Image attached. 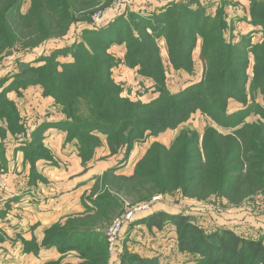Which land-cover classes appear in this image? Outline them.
Masks as SVG:
<instances>
[{
    "label": "trees",
    "instance_id": "1",
    "mask_svg": "<svg viewBox=\"0 0 264 264\" xmlns=\"http://www.w3.org/2000/svg\"><path fill=\"white\" fill-rule=\"evenodd\" d=\"M114 1L30 0L29 9L22 14L25 0H0V64L18 45L25 52L46 50L52 43L67 39L73 28L91 24L94 14H103ZM184 4L177 1L144 19L146 28H152L153 33L135 31L140 34L137 37L130 31L128 41L115 38L112 30L122 27L125 22L122 15L100 28L88 26L84 36L90 39L85 41L86 45L80 43L76 47L79 55L76 53L73 62H60L57 55L64 50L53 49L51 55L42 57L45 64L21 66L12 84L0 93V120L12 133L20 132L23 128L21 118L15 102L8 98V92L39 84L46 96L53 97L58 105L65 108L63 111L70 121L64 120L60 126L68 131L70 140L78 141L82 157L89 160L104 137L112 153L117 152L128 135L132 137L138 133L141 126L157 134L168 128H177L200 111L212 118L213 125L223 127L228 132L220 131L215 125L206 127L203 136L196 130L187 129L169 147L153 144L130 178L148 184V199L141 198L140 201L151 203L150 197L154 194H166L179 188L187 196L192 185L223 198L232 191L243 189L241 185L244 181L247 194H251L257 182L264 184V104L254 101L250 105L247 103V97L255 93H261L264 99V39L251 44L245 38L242 49L228 45L219 35L225 25L223 18L210 23L212 17L208 16L206 7L192 9L187 3ZM254 4L253 10L259 2ZM252 20V24L264 26V19L253 16ZM200 37L203 39L202 57L206 60V66L199 83L178 94L169 95L167 92L148 105L135 103L130 108L124 106L123 102L127 100L121 97L122 88L112 76L115 66V58L110 54L112 45L126 43L128 64H148L144 70L149 77L157 79L162 91L166 90L165 70L158 39L167 40L170 61L177 70H181L191 69V56ZM247 45L250 46L249 50ZM213 48L215 51L209 54ZM249 53L255 58L251 73L244 69L248 68V64L245 66L243 63ZM140 56H146L147 62L136 59ZM231 98L247 103L240 116L253 112L259 115V120L254 123L243 120L241 127L229 124L237 116L227 112ZM38 134L33 136L28 146L35 145ZM31 152L29 154H33L34 150ZM243 176L245 180L242 181ZM103 199H98V203L101 204L100 200ZM135 216L127 229L135 223ZM142 221H146L150 227L159 228H163L166 221L173 223L167 225V230H172V227L178 229L182 250L185 248L184 234H190L187 232L192 228V232L196 231L199 236V243H209L213 251L228 255L229 259L238 258L236 263L229 260L222 264H243L247 257L248 264H264L262 241L247 239L231 229L204 233L200 227L191 226L185 216L165 211L149 214ZM58 249L62 253L69 250L64 246ZM205 256L203 254V258ZM88 260L82 264H87ZM100 261L99 257H95L91 262L99 264ZM130 261L140 263L142 259L130 255L125 256L122 263Z\"/></svg>",
    "mask_w": 264,
    "mask_h": 264
},
{
    "label": "rangeland",
    "instance_id": "2",
    "mask_svg": "<svg viewBox=\"0 0 264 264\" xmlns=\"http://www.w3.org/2000/svg\"><path fill=\"white\" fill-rule=\"evenodd\" d=\"M166 1L168 0H129L127 3H121L119 0H115L113 5L109 6L101 16L99 15L101 17L100 24H97L94 27H103L105 24L107 25L109 22H113L119 16L123 15L125 16V22L122 24V27H116L112 30L114 31L115 38H123L124 41H128L130 31L134 32L135 36L140 35L135 31H138L139 33L140 31L146 30L147 33H153L152 28H146L143 21L146 18L148 19V17H150L153 13L159 12L166 8ZM177 1H183L185 4L187 3L186 5L190 6L192 9H197L199 6L202 8L211 6V9L208 10L209 12H207L209 14L208 16L212 17L210 23H212L214 20L219 21L223 18L222 20L225 21V25L223 26V30L219 35L222 41L228 45L236 48L238 46L242 49V44L244 43L245 38L248 39L251 44L262 42L264 39V26L252 24L253 16L262 20L264 19V8L261 7L264 6V0H172L170 4H174ZM256 2H259V4L257 8L254 9V11L253 6ZM97 16L98 12L94 14V17ZM87 24H85V26L73 28L72 31H70L67 39L57 43H52L48 46L53 48L54 51L64 50V52H60L57 55V59L60 62H73L76 53H78L76 51V47H78L80 43L85 45L87 44L85 41L89 36H84V31L87 29L88 25L93 26L92 23L88 25ZM202 44L203 39L200 37L191 56V69L182 68L181 70H177V67L170 61L167 40L165 38L158 39L157 45L159 47V54L161 56L165 70L166 90L162 91H160V85L158 84L157 79L149 77L148 72L144 70L148 68V64H145L144 66L139 63H137L136 66H131L128 64L127 54L129 52L126 43H115L112 45L110 47V54L115 58V66L112 68V76L114 78V82L122 88L121 97L127 100V102H123L124 106L130 108L134 106L135 103L140 105H148V103L157 100L158 97L166 95L167 92L169 95L178 94L183 89L193 84L199 83L203 78L206 66V60L204 57H202ZM17 47L18 48H15L16 50H12V54L4 59L5 61H2L0 64V93L3 91V88L5 89L12 84L16 73L22 68H25L26 65L28 66L31 64L32 66L37 67V65L45 64V61L42 58L45 55H42V52L37 50L25 52L23 49H21L20 45ZM247 47L248 45L246 48ZM247 49L249 50L250 46ZM214 51L215 48L210 50L209 54H212ZM48 54L51 55V53ZM136 59L143 63L147 62L146 56H140ZM39 60L42 61L40 62ZM22 63L24 64L21 65ZM243 63L245 66L248 64V68L244 69H247V72L251 73L255 63L254 56L251 53L247 54ZM20 89L25 88L19 87L18 90ZM32 94L34 97L37 95L36 91H34ZM247 98V103H249V105L253 101L264 104V99L261 93H255V95L251 94ZM36 100L37 98L34 99V101ZM230 102H233L231 103L232 112L229 111ZM55 103L57 110L61 113L59 116H64L65 120L70 121L67 118L68 116L63 111L65 108H63L61 105H58L56 100ZM247 103L244 104L238 99L234 98L228 100L227 112L237 115L235 118L230 120L229 124L234 126L236 124V127H241L243 125V120L245 123H254L259 120V115H255L253 112H249L248 115L246 114L247 116H240L242 112H244ZM35 106L38 107L36 110H38L39 113H43L44 105L41 104V102H38ZM26 111L29 110L25 109L23 113H26ZM48 111L51 112L54 119L58 116L57 111L53 106H51L50 110ZM24 116L25 115H23V117ZM28 117L29 115L24 117V121L26 123ZM212 123L213 120L210 118V116H208V114H203L200 111H197L196 113L192 114L188 121L181 123L177 128H168L157 134H152L149 132L147 127L141 126L138 128V133L132 137L128 135V132H126L128 137L125 139L124 144H122L117 152L113 153L107 143L106 138L104 139L112 154L117 153L120 154V157L123 156L124 158H129L131 162H129V166L130 168H132L133 165L135 166V173L138 163L145 157V155H147L149 148H151L153 144L157 143L169 147L184 130H196L203 136L206 127L215 125L220 131L228 132L225 131L223 127H219L216 124L213 125ZM20 124L22 125L21 121ZM3 125L4 124H0V134L4 136L5 130ZM35 125L36 122H33L32 126ZM3 141L4 138L0 136V161H2V163L4 162L3 153L5 150ZM24 142H27L25 138ZM102 143L103 142L101 141L100 145H102ZM40 148L41 146H37L36 150L40 151ZM0 171L4 175L3 168H0ZM244 175H246V172H244ZM117 179L118 178H113V176L110 174L106 175L105 173L103 178L100 177L98 179L94 185V188H92L93 190H91L89 194L90 198L94 197L95 195H97V198L100 197L99 199L104 198L103 200H100L101 204L99 205L97 211H95L94 216L91 218L93 222L102 224L101 226L103 227L98 226V228H102V232H100V234L103 238H101L99 241V247H93L89 253H86L88 254V258L91 259L90 261L88 260L87 264H93L91 261L92 258L95 257H99L101 259L99 264H108L111 257L115 258L116 263L123 264L122 261L124 257H129L131 255L129 251H126L125 248H123V246L129 241V227V229H123L117 249L113 252L109 249L106 234L114 219L126 211L128 207H134L140 205L141 203H148V201H140L141 198L148 197V184L146 182H136L135 180L130 179ZM243 180H245L244 176L242 181ZM257 183L254 185V191L251 194H247L244 181L243 185H241V187L243 186V189L241 188L239 192L232 191L230 192L229 196H223V198L219 195H212L208 191H202L200 186L192 185L193 187H191L189 190L190 193L187 196L184 195L183 191L179 188L166 194H154L150 197V200L152 202V199L155 196H161V199L158 202L162 204V207H165L167 211L170 212V214L185 216L191 226H196L197 228L200 227L204 233L210 234L216 230L231 229L234 232L236 231L239 233V235L242 237L260 240L264 244V184L260 185L259 182ZM4 192L6 191L0 189V245L1 243L3 244V246H0V257L5 256L4 250L7 252L11 251L14 253V255H16L17 252V248L15 246H12L11 248L4 247L8 241H15L16 239V234L14 233L15 235L12 236L9 230H7V227L10 228L12 225L7 224L8 226H2V218L6 216L7 211H11L10 201L7 203V205L2 207V200L5 196ZM113 199H116L119 202L116 203ZM14 213H16L15 210ZM114 213L116 214L111 216ZM75 223L76 222L74 220L69 222V224ZM168 224L173 223L166 221L163 228L158 227V230L162 232L159 236L153 235L158 231H150L148 227V239L159 240L162 236L161 234H163L164 238L167 239L165 242H162L164 243L163 248L160 244H148V250H150L148 261L139 257L142 259V262L139 263V261H130V263L126 264H157L158 254H160V256L167 255L163 259L164 263L161 262L159 264H222L230 261L236 263L238 261V258L236 257L229 259L228 255L226 256L217 254L212 248H210L209 243H199L197 240L199 236L197 233H195L196 231L194 232L195 234L192 232V228L189 229L192 231L187 232L190 234H184L185 248L182 250L180 248V233L178 232V229L173 232L167 230ZM61 227L62 225L58 226V228ZM142 230H138L135 233V237L140 236L141 238H144L145 234H142ZM58 232L63 233L61 230ZM165 234H167V236ZM58 239L62 238L59 237ZM158 245H160L159 248ZM28 249H33L32 240L29 241ZM174 250L179 251V254H175V257L173 256L174 259L170 260V255ZM201 252L206 254L204 258ZM180 253L184 254L183 262L181 261L182 257ZM77 257L78 256H73L70 258L69 256L67 259H65V256H61L60 258H55L52 261L47 262V264H82V262H79L80 258H78V260L76 259ZM201 259H203L202 263H200ZM12 260L15 261L16 257L14 256ZM72 260L77 261L72 262ZM176 260H178V262H176ZM167 261L169 262L167 263ZM248 262L249 257L246 258L243 264H248Z\"/></svg>",
    "mask_w": 264,
    "mask_h": 264
},
{
    "label": "crops",
    "instance_id": "3",
    "mask_svg": "<svg viewBox=\"0 0 264 264\" xmlns=\"http://www.w3.org/2000/svg\"><path fill=\"white\" fill-rule=\"evenodd\" d=\"M166 2L165 6L168 7L172 0ZM29 7L30 0H25L21 13H26ZM206 7L209 12L211 6ZM52 50L53 48L50 47L46 50L37 49L42 52V55H48ZM43 90L38 84L8 92L9 99L16 103L24 126L20 132L12 133L6 127L5 122L0 120L5 130L4 136L0 134L4 138L5 149L4 162L0 161V168H3L4 177L9 185L8 192H4L5 201L3 198L2 207L9 201L11 203V211H7L6 216L2 218V226L12 225L10 228L7 227V230L12 236L16 234L15 241L7 240L4 247L15 246L17 248L16 255L4 250L5 256L0 257V264H47L61 256H65V259L69 256L70 258L78 256L76 259L80 258L79 262L84 263L88 260V254L83 255V253H89L93 247H99V241L103 238L100 234L102 224L91 220L100 205L97 195L89 197L92 188L105 173L118 178L117 180L130 179L134 175L135 166L130 168L129 158L120 157L117 153L112 154L105 137L102 138V145L96 148L91 159H84L80 153L78 141L70 140L68 131L60 126L65 117L59 116L61 113L56 108L55 100L51 96H46ZM34 91L37 93L36 97L32 94ZM35 98H37L36 101H34ZM38 102L44 105L43 113L36 110L38 107L35 105ZM231 103L233 102L229 105L230 112H232ZM51 106L58 114L55 119L48 111ZM25 109L29 111L23 113ZM23 115H29L27 123ZM33 122H36L35 126H32ZM38 132L35 145L28 146ZM24 138L27 142H24ZM37 146H41L40 151L36 150ZM32 150H34L33 154H29ZM113 200L116 203L119 202L116 199ZM151 206L147 211L135 216V223L128 230L129 241L123 246L131 255L147 261L150 256L148 244H160L163 248L164 243L162 242L167 240L163 234L159 240L148 239V227L150 231H158L153 235L159 236L162 232L157 226L150 227L146 221L142 220L158 211L168 212L159 202L152 203ZM71 220L76 223L69 224ZM59 225L62 227L58 228ZM98 226L101 227L98 228ZM59 230L63 233H59ZM138 230H142V234H145L144 238L135 237ZM170 231L173 232L175 229L172 228ZM48 233L52 234L48 237ZM59 237L62 239H58ZM30 240L33 242V249L36 250H28ZM0 246L3 244L1 243ZM59 246H64L69 250L62 253L58 249ZM175 254L178 255L179 251L174 250L169 259H174ZM180 255L183 262L184 254L180 253ZM14 256L15 261L12 260ZM166 256L158 254L157 264L163 262ZM77 260H72V262ZM108 264L119 263L111 257Z\"/></svg>",
    "mask_w": 264,
    "mask_h": 264
},
{
    "label": "built area",
    "instance_id": "4",
    "mask_svg": "<svg viewBox=\"0 0 264 264\" xmlns=\"http://www.w3.org/2000/svg\"><path fill=\"white\" fill-rule=\"evenodd\" d=\"M119 2L127 3L129 2V0H119ZM99 15L101 16L102 14L98 13L97 17L93 16L94 18H92L91 21L93 26L100 24L101 17ZM0 189L4 191L9 190L8 182L1 171H0ZM160 199L161 196H155L152 199L151 203H141L140 205L134 207H128L126 211H124L121 215H119L114 219L106 234L110 251L113 252L114 250L117 249L123 229L130 224L132 219H134V216L138 213L147 211L152 203L158 202Z\"/></svg>",
    "mask_w": 264,
    "mask_h": 264
}]
</instances>
